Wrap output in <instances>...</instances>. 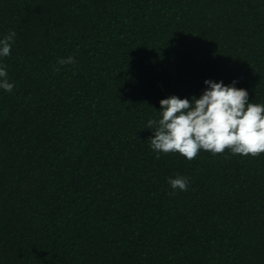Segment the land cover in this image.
Listing matches in <instances>:
<instances>
[{"label":"trees","instance_id":"16d2710c","mask_svg":"<svg viewBox=\"0 0 264 264\" xmlns=\"http://www.w3.org/2000/svg\"><path fill=\"white\" fill-rule=\"evenodd\" d=\"M11 31L0 264H264V154L158 155L145 128L206 79L264 104V0H0Z\"/></svg>","mask_w":264,"mask_h":264},{"label":"clouds","instance_id":"9594fccd","mask_svg":"<svg viewBox=\"0 0 264 264\" xmlns=\"http://www.w3.org/2000/svg\"><path fill=\"white\" fill-rule=\"evenodd\" d=\"M16 32L0 37V91L12 93L15 84L10 81L3 59L11 55ZM74 56L58 58L59 67L75 65ZM205 88L199 97L180 98L170 95L159 101V119H149L146 127L152 132L151 149L160 153H178L188 161L201 150L213 155L229 150L233 155L256 157L264 154V104L249 101V93L236 86L233 80H204ZM169 185L176 191H187L189 178L169 177Z\"/></svg>","mask_w":264,"mask_h":264}]
</instances>
